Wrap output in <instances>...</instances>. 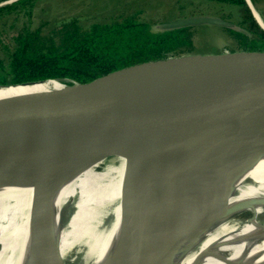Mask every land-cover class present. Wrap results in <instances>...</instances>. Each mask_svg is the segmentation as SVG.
Returning <instances> with one entry per match:
<instances>
[{
    "label": "water",
    "instance_id": "obj_1",
    "mask_svg": "<svg viewBox=\"0 0 264 264\" xmlns=\"http://www.w3.org/2000/svg\"><path fill=\"white\" fill-rule=\"evenodd\" d=\"M244 1L264 32L253 14L257 9L251 0ZM200 26L228 28L247 40L241 48L169 52L82 81L0 84V93L48 80L60 85L0 99V177L36 182L31 216L39 264H52L46 234L51 189L78 169L117 154L126 155V166L114 201L120 197L122 224L138 249L134 264H166L200 228L192 219L158 238L155 220L177 195L164 185L156 198L148 199L154 179L150 170L162 162L196 161L202 151L192 144L216 122L243 119L264 130V41L252 43L246 30L213 15L186 16L151 28L163 32ZM256 139L218 135L207 144L218 156L234 141Z\"/></svg>",
    "mask_w": 264,
    "mask_h": 264
},
{
    "label": "bare ground",
    "instance_id": "obj_2",
    "mask_svg": "<svg viewBox=\"0 0 264 264\" xmlns=\"http://www.w3.org/2000/svg\"><path fill=\"white\" fill-rule=\"evenodd\" d=\"M253 14L264 28V18L257 10ZM59 86L48 80L10 88L0 93V99ZM233 134L257 139L234 141L215 156L208 140ZM260 143L264 130L251 122H216L192 144L202 151L196 161L162 162L150 170L154 179L148 199L156 198L164 185L177 195L155 220L158 238L188 220L200 224L166 264H264V145ZM125 166L126 155L117 154L78 169L51 189L46 234L52 264H134L138 249L122 224L120 197L114 201ZM35 187L34 181L0 177V264H39L31 216ZM252 205H258V212L242 216L239 210L249 212L246 209Z\"/></svg>",
    "mask_w": 264,
    "mask_h": 264
},
{
    "label": "trees",
    "instance_id": "obj_3",
    "mask_svg": "<svg viewBox=\"0 0 264 264\" xmlns=\"http://www.w3.org/2000/svg\"><path fill=\"white\" fill-rule=\"evenodd\" d=\"M209 1L234 7V22L250 33V41H264V32L244 0ZM251 2L261 12L258 0ZM33 6L34 0H15L1 5L0 23L5 17L20 12L30 16ZM151 25L152 21L135 14H118L99 23L84 24L77 17L65 19L49 34L39 27H22L8 41L0 38V84L53 78L82 81L129 63L190 50L198 35L212 36L215 32L240 35L237 31L216 26L160 32L153 30Z\"/></svg>",
    "mask_w": 264,
    "mask_h": 264
},
{
    "label": "rangeland",
    "instance_id": "obj_4",
    "mask_svg": "<svg viewBox=\"0 0 264 264\" xmlns=\"http://www.w3.org/2000/svg\"><path fill=\"white\" fill-rule=\"evenodd\" d=\"M258 5L261 8L259 12L264 18V0H258ZM118 14H135L139 18L152 21V25L191 15H213L236 24L234 7L209 0H34L30 16L20 12L2 20L0 38L8 41L10 36L22 27L32 29L39 27L43 33L49 34L65 19L77 17L84 24L99 23L108 21ZM246 40L247 36L243 33L235 35L215 32L212 36L198 35L193 41V48L200 50L221 46L241 48ZM254 208L257 209L255 213L252 212ZM258 209V205H252L246 209L249 212L238 210L242 216L250 218Z\"/></svg>",
    "mask_w": 264,
    "mask_h": 264
}]
</instances>
